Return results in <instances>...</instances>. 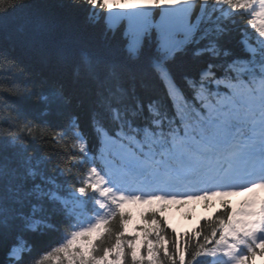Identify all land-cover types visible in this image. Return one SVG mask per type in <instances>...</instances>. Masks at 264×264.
Listing matches in <instances>:
<instances>
[{"label": "trees", "instance_id": "16d2710c", "mask_svg": "<svg viewBox=\"0 0 264 264\" xmlns=\"http://www.w3.org/2000/svg\"><path fill=\"white\" fill-rule=\"evenodd\" d=\"M261 9L256 0H197L189 32L171 35L149 22L139 31L126 18L111 24L103 0H0V264H217L209 253L234 214L225 196L200 199L209 216L191 229L166 218L186 202L156 198L136 221L131 201L85 226L100 209L106 138L132 145L139 161L147 147L162 162L182 161L206 105L229 94L225 84L263 75ZM256 259L264 264V238L237 264Z\"/></svg>", "mask_w": 264, "mask_h": 264}, {"label": "rangeland", "instance_id": "374dc122", "mask_svg": "<svg viewBox=\"0 0 264 264\" xmlns=\"http://www.w3.org/2000/svg\"><path fill=\"white\" fill-rule=\"evenodd\" d=\"M136 0H103L104 4L108 7L109 10V21L113 24L119 23L126 18V22L129 27L135 31H139L144 23H150L154 28H159L161 26H165L168 33H179V34H187L189 31V15H188V7L191 3L196 0H184V18L179 23L177 28H173L171 30L169 21L167 20V16L170 15L168 10V6L171 2L177 0H151V2L147 5L146 10L141 13L133 12L132 6L135 5ZM156 5L158 7V17L156 19H152L148 21L145 18V15L148 14L149 9ZM134 14H138L139 18L135 19ZM126 16V17H125ZM129 48L131 51L136 53V45L135 43H130ZM219 107L214 108L212 105H207V113L210 115L220 114L221 106H223V101L219 103ZM140 146V144H139ZM105 150L103 151V161L107 167V169L112 170L114 164V159H117L120 163L126 164L132 158H135V150L133 148H129V145L123 143L119 140L113 138H106L105 140ZM140 149V147H139ZM117 155L118 157H115ZM115 157V158H114ZM98 182L100 184L104 183V178L101 176L98 177ZM235 197V196H234ZM233 197V205L234 208L238 209V205L242 202L243 197ZM107 197H104L103 203L100 204V211L97 212L94 216V223L92 225L88 224L85 228L92 227L97 221L103 223L104 219L108 216L109 207L105 201ZM81 208V206H80ZM146 208L145 205L139 204L138 208L134 210L135 221L138 219L140 214ZM82 209V208H81ZM206 212L202 208H197L192 213V218L187 219L182 212L180 211H169L167 213V218L170 224L175 227L177 230L183 229H191L192 227L199 224L202 219L206 217ZM251 219H248L249 222ZM133 223L131 224V226ZM228 239L221 241L219 245L209 253L212 262L217 264H235L237 261V253L239 252L240 245L243 244L244 240L239 237V235L235 231H231L228 235Z\"/></svg>", "mask_w": 264, "mask_h": 264}, {"label": "bare ground", "instance_id": "6f19581e", "mask_svg": "<svg viewBox=\"0 0 264 264\" xmlns=\"http://www.w3.org/2000/svg\"><path fill=\"white\" fill-rule=\"evenodd\" d=\"M151 2V0H136L135 1V5L134 6H132V10H133V12L135 11V12H137L138 11V13H141V12H143L144 10H146V7H147V5L149 4ZM183 2H184V0H177V1H173V2H171L170 4H169V6H168V10H169V12H170V15H168L167 16V20L169 21V24H170V27H171V30L173 29V28H177L178 27V25H179V23L183 20V18H184V5H183ZM108 16H109V13H108ZM134 17H135V19H138L139 18V15L138 14H134ZM108 20H109V18H108ZM124 20H125V18H124ZM111 23V22H110ZM111 24H113V23H111ZM117 24V23H116ZM113 25H115V24H113ZM258 86H260V87H263L264 86V83H261V82H257L256 83ZM196 85H198V86H200V88L202 89V90H204V89H206L207 90V92H210V88H209V84L208 83H206V82H198ZM227 97V96H226ZM141 143V141H139L138 142V144H140ZM129 148H133L134 149V147L132 146V145H129ZM146 151L147 152H154V153H157L158 151H160V150H151V149H149V147H147L146 148ZM115 157H118L117 155H114ZM114 157V158H115ZM116 160V159H115ZM113 183V182H112ZM257 199H254V201L253 202H251L252 204H257ZM98 211H100V209L98 210ZM97 211V212H98ZM81 212V211H80ZM109 213V215L105 218V220H107V219H109V218H111V216L114 214V212H112V211H109L108 212ZM186 216H188L187 214H186ZM100 223V222H99ZM17 236H21V237H23V238H25L24 239V241H23V244H27V242H29V239H27V237H26V234L25 233H22V235H21V233H19ZM11 245H13V247H14V245H17V243H11ZM78 247H80V250L81 251H83L84 250V248L86 247L85 245H79ZM17 249V251L19 250L18 248H16ZM13 251H15V249H13ZM7 255H9L10 257H12V256H15V258L16 257H19V255L17 254V252H9ZM258 259H260V258H258ZM258 259H256L257 260V263L258 264H263V262H262V260H258Z\"/></svg>", "mask_w": 264, "mask_h": 264}, {"label": "snow or ice", "instance_id": "6c2138e0", "mask_svg": "<svg viewBox=\"0 0 264 264\" xmlns=\"http://www.w3.org/2000/svg\"><path fill=\"white\" fill-rule=\"evenodd\" d=\"M165 39H166V37H165Z\"/></svg>", "mask_w": 264, "mask_h": 264}]
</instances>
